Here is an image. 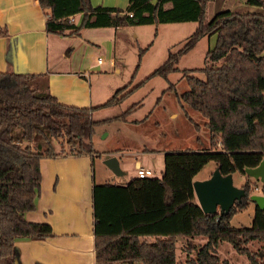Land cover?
<instances>
[{
  "label": "trees",
  "instance_id": "1",
  "mask_svg": "<svg viewBox=\"0 0 264 264\" xmlns=\"http://www.w3.org/2000/svg\"><path fill=\"white\" fill-rule=\"evenodd\" d=\"M37 1L45 12L49 35L74 36L84 28L196 22L194 32L177 51L168 52L150 78L167 81L182 55L203 37L215 36L199 70L204 79L184 70L188 89L178 94L173 85L167 88L182 109L185 105L207 120L209 149L165 153L160 177H135L125 185L94 184L95 264H218L219 242L229 244L248 264H264V209L253 205L249 227L229 224L230 217L248 205L250 182H242L244 195L227 214L204 213L193 192L194 177L209 162L222 176H242L245 168L255 167L264 157V0H244L262 8L261 13L221 10L208 21L204 13L212 0H128L124 9L94 7L90 0ZM75 15H82L79 24L68 20ZM0 35H7L4 28ZM145 51H138L134 75ZM135 88L123 86L100 106L78 108L61 104L50 94L45 74L0 73V259L6 260L4 264H14L16 239L52 235L49 224L24 218L34 210L40 160L64 152V148L62 153L56 150L57 141L67 146L68 154H92L94 127L110 120L93 121L92 111L118 105ZM133 109L114 120H124ZM180 238L188 250H196L194 257L179 260ZM197 238L205 242H195ZM253 241L259 248L251 253L245 245Z\"/></svg>",
  "mask_w": 264,
  "mask_h": 264
},
{
  "label": "crops",
  "instance_id": "2",
  "mask_svg": "<svg viewBox=\"0 0 264 264\" xmlns=\"http://www.w3.org/2000/svg\"><path fill=\"white\" fill-rule=\"evenodd\" d=\"M90 3L94 7H115L107 0H90ZM81 16L74 17L80 21ZM45 21V12L37 0H0V28L7 33L0 35V73L45 74L50 94L61 104L78 108L102 105L123 82L121 78L114 80L112 77L113 73H121V68H115L118 60L127 48L134 47L129 39L131 34L137 42L136 26L99 27L96 29L100 35L83 41L82 30L74 36L47 34ZM98 50H102L108 60H114L113 66L107 63L101 68L106 72L104 75L113 79L108 83L99 82V76L92 74L100 72L101 66L90 61ZM101 156L96 158L103 169L98 172L90 169L93 154L71 155L64 151L40 160L41 183L34 199V210L26 212L24 218L29 222L49 224L52 235L38 240L16 239L14 264H95L92 188L94 184L125 185L136 177L117 182L115 177L123 173L115 175L103 164L106 158L114 156L124 170L127 163L123 162L118 149ZM131 165L133 170L147 168L138 159ZM202 170L193 181L209 178L210 171L202 175ZM242 182L240 179L238 185ZM195 201L198 204L196 198ZM183 242V238L178 240L177 250L178 243L184 246Z\"/></svg>",
  "mask_w": 264,
  "mask_h": 264
},
{
  "label": "rangeland",
  "instance_id": "3",
  "mask_svg": "<svg viewBox=\"0 0 264 264\" xmlns=\"http://www.w3.org/2000/svg\"><path fill=\"white\" fill-rule=\"evenodd\" d=\"M107 1L109 4L114 3L115 7L121 9H124L127 4V0ZM169 7V4L166 5V8ZM221 10L236 13L263 12L260 7L244 4V0H212L205 10L204 20H210L215 13ZM75 23L79 24L80 21L75 18ZM135 26L134 33L138 34L137 42L134 41V36L131 34L129 39L134 42V47L127 48L122 59L118 60L115 66V68H121V73L117 75V73H113V69L110 71L114 74L112 77L114 80L123 79L117 88L123 86H126L127 90L136 88L118 105L105 109H95L92 111L93 115L91 114L93 121L110 120L94 127L91 137L93 165L90 169L98 172V169H102V165L98 164L96 158H99V155L102 158V154L118 149V152H121V157H123V162L127 163V167L124 170L120 168L123 175L115 177L117 182L135 175V170L131 165L134 159L140 160L142 165L152 172L151 177H160L163 172V155L165 153L180 152L186 149L201 152L209 149V132L205 126L207 120L185 105L182 109L176 101L174 92L167 90V88L173 85L178 94L184 93L188 89L186 78L183 75L184 70H192L190 75L204 79V73L199 70L204 67L206 52L213 48L215 36L203 37L192 49L182 55L176 64V70L168 75L166 81L158 76L150 78L149 75L165 61L168 52H175L182 46L184 41L194 32L197 23L180 22ZM100 34L96 28H84L81 31L83 41ZM139 49H146V51L142 55L134 75ZM98 57H101L104 63L100 65V72L92 74L99 76L100 80L97 79L99 82L108 83L111 77L104 75L106 72L102 70V66L108 63V56H104L102 50H98L90 57V61L97 63ZM132 107L134 109L124 120H114L115 117L122 115ZM184 111L190 116L192 122L186 118ZM55 148L56 150L64 148L65 152L67 150L66 145H61V141L55 142ZM208 171H210L208 176L210 177L213 172L212 162L203 167L201 174L203 175ZM231 178L235 187H240L238 185L240 179L248 180L251 184L250 195L261 194V184L257 179L245 175L241 176L237 173H233ZM99 180L97 177L98 183ZM252 211L253 203L249 201L244 209L236 211L230 217L229 224L235 228L249 227ZM195 242L203 244L205 239L197 238ZM178 246L177 253L180 261L195 256L196 250H188L185 245L182 246L180 243ZM245 247L253 253L258 251L259 243L256 241L248 242ZM215 254L218 258V264H248L243 255L234 252L230 245L225 242L217 244ZM5 261L0 259V264H4Z\"/></svg>",
  "mask_w": 264,
  "mask_h": 264
},
{
  "label": "water",
  "instance_id": "4",
  "mask_svg": "<svg viewBox=\"0 0 264 264\" xmlns=\"http://www.w3.org/2000/svg\"><path fill=\"white\" fill-rule=\"evenodd\" d=\"M103 164L115 175H121L119 163L116 157L106 158ZM244 175L257 179L264 189V157L253 168H245ZM193 192L201 210L206 214H227L233 203L240 201L244 191L232 184L231 174L220 175L217 169H213L208 179L193 181ZM249 200L258 209H264V195L251 194Z\"/></svg>",
  "mask_w": 264,
  "mask_h": 264
},
{
  "label": "built area",
  "instance_id": "5",
  "mask_svg": "<svg viewBox=\"0 0 264 264\" xmlns=\"http://www.w3.org/2000/svg\"><path fill=\"white\" fill-rule=\"evenodd\" d=\"M129 16H131V14H129ZM68 20L70 22H75V17L74 16H70L68 18ZM109 66H113L114 65V60L110 59V60H107ZM104 61L101 57H98L97 59V65L100 66V65H103ZM152 175V172L147 169V168H143V167H136L135 168V176L137 178H145V177H151Z\"/></svg>",
  "mask_w": 264,
  "mask_h": 264
}]
</instances>
